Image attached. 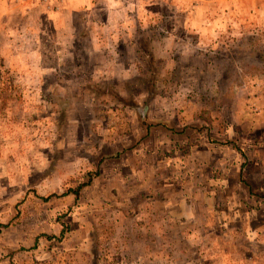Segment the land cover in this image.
Returning a JSON list of instances; mask_svg holds the SVG:
<instances>
[{"label": "rangeland", "instance_id": "obj_1", "mask_svg": "<svg viewBox=\"0 0 264 264\" xmlns=\"http://www.w3.org/2000/svg\"><path fill=\"white\" fill-rule=\"evenodd\" d=\"M65 1L0 0V258L264 264V13Z\"/></svg>", "mask_w": 264, "mask_h": 264}, {"label": "crops", "instance_id": "obj_2", "mask_svg": "<svg viewBox=\"0 0 264 264\" xmlns=\"http://www.w3.org/2000/svg\"><path fill=\"white\" fill-rule=\"evenodd\" d=\"M49 1V0H47ZM61 3H66L65 0H60ZM74 4V6H69L67 7V5H65L64 7H66L68 10L66 11L67 13V21H70V14H85V15H93L91 22L92 25L90 26V30L89 32L91 33L93 30H95V28L99 25L103 26L104 28H109L113 25V18L115 13H122L123 10L125 8H127V6L124 8H119L117 9V7L114 8V3L112 0H69L68 4L71 3ZM104 2V3H103ZM123 4H125L126 1L122 0L121 1ZM101 3H103L102 5H100ZM126 3H129V1H127ZM199 5V4H198ZM260 7V8H257ZM196 9L199 10V12L203 15L204 20L202 21L203 24L201 27V30H205V29H211L213 27V24H215L216 22H218V24L216 26H221L220 25V20L221 19H225L222 25H225V27L227 26L226 24V16L229 17V15H232L233 19H236L235 21H238L239 24L241 20H243L242 18L244 17L245 19L252 21L253 25H256L258 21V16L260 13H264V0H202V3L197 6V8H195L194 10L196 11ZM51 10H49L48 13H53L51 12ZM185 15H183V17L186 19V17L189 15L187 14V9L184 10ZM57 14H60L57 13ZM240 14V15H238ZM100 15L103 16L102 19H97L100 17ZM238 15V16H237ZM247 15V17H245ZM122 16V14H121ZM249 16V17H248ZM83 17V16H82ZM81 17V18H82ZM84 18V17H83ZM101 20V21H100ZM233 22V25L236 26V22ZM87 21H85L84 23L86 24ZM54 23V27L60 28V23L58 21L53 22ZM250 23V22H249ZM248 25H251L249 24ZM88 24V23H87ZM208 24V25H205ZM231 24V21L228 23ZM59 25V26H58ZM191 25V24H189ZM84 26V25H83ZM187 24L184 23V29H178L181 32H186L187 31ZM218 26V28H219ZM113 27V26H112ZM241 27V26H240ZM92 28V29H91ZM139 28H144V26H139ZM81 28H78L79 33H76L75 36V40H80L81 43H83V31L81 32ZM85 29V28H84ZM179 33V34H180ZM177 219V217H175ZM191 218L187 215L185 220H190ZM26 254H30V250H24L23 255L22 253H17L15 252V256L11 257L10 254L6 256H2V258H0V264H20L19 260L17 259L18 257H20V261L22 259H26L24 263L22 264H27L28 263V258Z\"/></svg>", "mask_w": 264, "mask_h": 264}]
</instances>
